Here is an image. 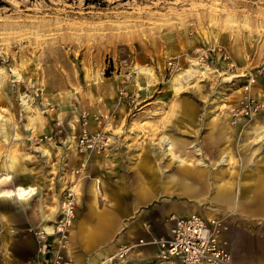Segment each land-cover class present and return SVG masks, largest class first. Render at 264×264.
Segmentation results:
<instances>
[{"label":"rangeland","instance_id":"1","mask_svg":"<svg viewBox=\"0 0 264 264\" xmlns=\"http://www.w3.org/2000/svg\"><path fill=\"white\" fill-rule=\"evenodd\" d=\"M192 63L196 78L176 81ZM248 101L262 109L242 112ZM261 123L264 0H0V192L39 189L25 204L0 200V264H88L100 246L92 264H104L122 237L158 238L171 217L205 212L219 219L235 264H264L259 217L176 195L142 198L161 191L160 170L186 166L205 171L210 193L217 178L233 186L264 166V143L250 135ZM84 135L101 142L76 146ZM163 138L179 141L178 157L166 155ZM134 195L141 201L128 202ZM68 197L73 218L59 240L50 230ZM94 204L135 221L86 249L75 225Z\"/></svg>","mask_w":264,"mask_h":264},{"label":"crops","instance_id":"2","mask_svg":"<svg viewBox=\"0 0 264 264\" xmlns=\"http://www.w3.org/2000/svg\"><path fill=\"white\" fill-rule=\"evenodd\" d=\"M256 130L257 128H255L253 132L250 133V135L253 136ZM163 139H161L162 143ZM248 139L250 143L252 142V144H254L253 137H249ZM256 141L257 140L255 138V142ZM173 145L175 148L179 145V141L176 140V144L173 141ZM141 154L142 152L138 153L139 156H141ZM166 155L168 154L166 153ZM145 164L146 161L145 159H142V157L139 158L138 161H136V166L138 168H142ZM92 168L93 163L91 161L86 166V173H90V178L93 177ZM248 168L249 170L247 169L245 174L241 175V178L235 180L233 186H229L220 178H217V180L212 184V193H210L209 191L210 184L205 176V171L203 170L192 169L186 166L178 170L176 174L174 173L170 175H166L163 171L160 170L159 177L160 174H162L163 176L161 191H158L156 188H150L142 192V198L152 199L154 197L157 198L162 196L176 195L178 197H184L190 201L199 202V204H205L208 202L210 205H217L220 208L231 210L234 214H238L251 219H256L259 217L264 221V166ZM154 169L155 168L153 165V171ZM112 178L113 180H115V177ZM112 182L115 184V181ZM154 186L155 183L149 185V187ZM90 189L95 193V196H100L102 194L100 184L97 181H95ZM241 190L243 191V193H241ZM37 191H39V189H37ZM0 200L9 201L12 199L5 198ZM140 201V195H134L132 196V200H128V202L130 203ZM20 203L25 204L27 202ZM119 203L122 204L124 203V201L118 199V202L114 201V204L110 203V208H117ZM135 210L136 209L133 210V217L137 218L142 209H138L137 211ZM205 214L207 216H210L209 212H205ZM134 221L135 220L128 219L122 223H119V221H116L115 217L112 214L106 212L103 207L94 204V206H89L84 214L80 216V219H78L75 227L76 231L81 236L85 248L89 249L95 243V238L104 237L105 235H108V233L114 231V229L116 230V232H119L120 229L123 228V226ZM129 239L128 236L122 237V240L118 243V245L128 241L136 242L139 239H143L144 241L152 240L147 237H138L136 241H132ZM102 247L103 246L97 248V251H95V255L99 254L100 251H102ZM155 250L156 247L154 245H140L136 247V251H138V253L134 254V257L139 258V260L144 259L150 264H159L158 262L153 263V260L155 259ZM95 255L89 256L90 258H88V264H92L94 260H96ZM101 262L104 263V260L102 259Z\"/></svg>","mask_w":264,"mask_h":264},{"label":"built area","instance_id":"3","mask_svg":"<svg viewBox=\"0 0 264 264\" xmlns=\"http://www.w3.org/2000/svg\"><path fill=\"white\" fill-rule=\"evenodd\" d=\"M99 142L101 139L98 135L89 137L84 135L76 146L81 144L85 148L94 149ZM68 199L69 197L64 204L65 208L70 210V214H65L62 210L60 212L62 216L55 221L50 230L58 235L59 240L67 236L73 218V206ZM219 223V219L209 218L200 213L171 217V223L163 236L148 241L139 239L136 242L121 243L114 253L103 259L104 264H132L131 259L138 253L136 247L140 245H154L156 247L154 257L160 264H235L227 242L222 240L218 233ZM38 233L44 235L41 241H45L47 234L44 229ZM45 249L46 245H43L42 251Z\"/></svg>","mask_w":264,"mask_h":264},{"label":"bare ground","instance_id":"4","mask_svg":"<svg viewBox=\"0 0 264 264\" xmlns=\"http://www.w3.org/2000/svg\"><path fill=\"white\" fill-rule=\"evenodd\" d=\"M192 68L187 70L185 73L180 74L176 81L181 82V83H191L192 80H194L196 78V75L198 73H200L199 71H197V69L195 68V65H197V63H192ZM245 76V75H244ZM234 77H238V76H233ZM184 85V84H183ZM181 86L177 87L176 89H179ZM258 105L255 104L254 101H248L246 102L243 107H242V112L245 111L244 107L245 106H250L251 109L249 111L250 114H256L260 109H255L254 107ZM261 105V104H260ZM263 107V104H262ZM255 136H256V140H262V143H264V123L260 124L259 128H257V130L254 132ZM163 144L165 145V151L168 154V156H173V157H178V155L175 152V148L173 145V141L169 138H164L163 139ZM182 164H185L186 160L185 159H181L180 161ZM202 164V163H201ZM200 164V165H201ZM7 182H9L11 180L10 177L6 178ZM8 192L9 195L8 196H4L3 193ZM38 194V191L33 188V187H26V186H19V187H15L14 189H10V190H4L0 192V199H4V198H8V199H12L13 197H16L20 202H28L29 200H31L34 196H36ZM70 195L74 196L75 199V195L71 192ZM65 204L63 206V211L65 212V214H70V210H68L67 208H65ZM39 239L43 240L44 239V235L39 233Z\"/></svg>","mask_w":264,"mask_h":264},{"label":"clouds","instance_id":"5","mask_svg":"<svg viewBox=\"0 0 264 264\" xmlns=\"http://www.w3.org/2000/svg\"><path fill=\"white\" fill-rule=\"evenodd\" d=\"M3 195H4V196H8V195H9V193H8V192H5V193H3Z\"/></svg>","mask_w":264,"mask_h":264}]
</instances>
